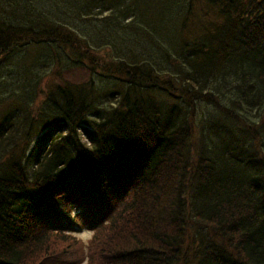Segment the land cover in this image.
I'll return each mask as SVG.
<instances>
[{"label": "trees", "instance_id": "16d2710c", "mask_svg": "<svg viewBox=\"0 0 264 264\" xmlns=\"http://www.w3.org/2000/svg\"><path fill=\"white\" fill-rule=\"evenodd\" d=\"M200 1L0 0V264H76L73 209L89 264H264V0Z\"/></svg>", "mask_w": 264, "mask_h": 264}, {"label": "rangeland", "instance_id": "374dc122", "mask_svg": "<svg viewBox=\"0 0 264 264\" xmlns=\"http://www.w3.org/2000/svg\"><path fill=\"white\" fill-rule=\"evenodd\" d=\"M204 2L205 5H208V6H211L209 4H207L204 0H201ZM165 7H166V4H165ZM194 7L199 10V7H202L201 4H199L198 2H196L194 4ZM215 7V6H214ZM238 9V10H237ZM237 12L239 14H241V16L243 17L244 15L242 14V10L237 8ZM203 15L200 11H199V18L202 19L203 18ZM210 20L213 19V17H210L209 18ZM144 20H148L152 25L154 24V21L152 19H150L148 16H144ZM97 25V24H96ZM99 25V24H98ZM195 26V24L193 25ZM92 27H87V30L90 29ZM69 32L72 33L75 37H84L83 33L75 30V28L71 25L70 28H69ZM21 48V47H19ZM57 69H59V67H57ZM54 75V76H53ZM53 75H48L47 78H46V81L49 83V84H52L51 81L54 80L53 83H58L60 82V78L57 74L53 73ZM95 77L97 78H101L99 74H95L94 75ZM60 77L63 79V78H67V79H72L74 81H81L83 80L86 76H83L82 73L78 72V71H74V72H70V73H66V74H61ZM2 78H4V81L3 83L8 80L6 79L5 76H3ZM227 81L231 84V79L229 80L227 78ZM105 82H103L102 84H104ZM51 86V85H50ZM2 89L3 86L1 87ZM264 96V95H263ZM201 108L202 110L200 111L201 115L203 116H206V117H210L212 113H215L217 112V109H216V106H211L210 104L208 103H201ZM52 129V132L51 134L54 132V128H51ZM85 135V134H84ZM38 140V136L36 137L35 139V142ZM46 141H42V145L45 144ZM33 145H31V147L28 149L27 151V154L30 152V149L32 148ZM261 151H264V150H261ZM188 223V228H190L189 226L192 225V221H187ZM92 233L91 232H78L76 235L74 236H71V239L68 243L66 244H63V245H59L57 248H56V253H55V257H63L65 256L67 253H70V252H74L78 255V260H77V263L76 264H87L88 261H89V256H88V253H89V248L91 247V241H92ZM127 234H123L121 237H119L115 242L114 244H118V245H121L123 246L124 245V241L127 239ZM51 243H47V245H42L40 247L37 248V250H35V253H39V252H43L48 246H50Z\"/></svg>", "mask_w": 264, "mask_h": 264}]
</instances>
